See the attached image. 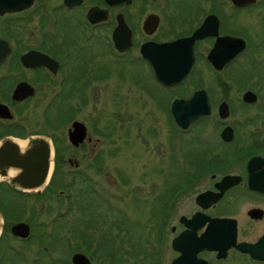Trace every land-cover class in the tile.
Returning <instances> with one entry per match:
<instances>
[{
    "label": "flooded vegetation",
    "instance_id": "af4514ba",
    "mask_svg": "<svg viewBox=\"0 0 264 264\" xmlns=\"http://www.w3.org/2000/svg\"><path fill=\"white\" fill-rule=\"evenodd\" d=\"M119 16L133 33L127 53L116 50L112 40L120 29ZM138 31L152 32L150 39H138ZM100 32L111 38L105 34L97 47L95 33ZM70 33L74 38L81 35L83 47ZM148 43L157 60L193 59L188 77L172 85L160 82L141 52ZM102 49L122 69L129 65L128 56L139 50L136 62L146 73H139L138 82L144 86L150 80L152 109L165 113L168 135H191L196 130L206 136L204 141L199 137L200 143L216 141L227 150L234 149L229 152L231 157L219 162L221 170L205 166L173 191L145 233L146 246L141 244V250L132 252L129 263L123 260V264H264V84L260 81L264 78V0H0V200L9 202L5 196L12 199L22 193L44 204V199H53L58 191L59 201L66 203L62 198L68 197L70 184L85 177L77 172L66 177L61 167L66 162L79 171L76 157L82 149H89L85 157L95 171L102 153L96 151L90 129L79 115L93 105L98 82L95 62L105 57L99 53ZM200 90L207 95L213 113L181 130L172 116L174 102L187 100ZM76 97L81 103L56 127L61 132L71 123L64 136L58 139L39 131L46 128L41 122L34 126L33 113L38 107L45 112L63 111L61 106ZM151 97L146 99L148 105ZM75 122L86 127V137L78 145L70 137ZM226 129L232 134L230 140L223 136ZM147 133L157 138L164 135L155 127ZM44 138L55 149L54 173L40 192H23L13 181L22 171L7 160L17 153L25 155ZM225 177L233 179L219 196L218 185ZM91 191L100 198L97 190ZM205 192L211 194L205 197ZM182 197L189 199L186 212L178 209ZM60 207L59 217H64ZM11 208L8 203L0 206V252L8 233L29 244L38 240L31 223H27L31 233L26 239L14 236L15 224L7 230ZM79 248L78 244L67 251L66 256H71L66 264H72L73 254L83 251ZM11 249L6 251L11 254ZM109 250L104 248L98 261H104ZM45 251L50 249L45 247ZM144 251L146 262L140 258ZM1 257L5 255L0 253ZM88 259L94 264L93 258Z\"/></svg>",
    "mask_w": 264,
    "mask_h": 264
},
{
    "label": "rangeland",
    "instance_id": "374dc122",
    "mask_svg": "<svg viewBox=\"0 0 264 264\" xmlns=\"http://www.w3.org/2000/svg\"><path fill=\"white\" fill-rule=\"evenodd\" d=\"M151 10L153 8L147 11ZM135 11L133 9L131 12ZM95 34L94 45L97 47L101 45L99 40H105V34L111 38L109 33ZM74 35L70 33L72 39H80L79 45L83 47L81 35L79 38L77 35L74 38ZM136 35L140 40L151 37L142 31L136 32ZM59 36L61 38L62 33ZM138 51L128 56L129 65L133 64L134 67L127 65L123 69L114 62L115 57L103 49L99 51L105 59L95 62L94 75L98 82L94 102L92 107L79 115V119L90 129L96 151L102 155L96 163L95 171L90 169V160L85 157L88 148L77 153L79 171L66 162L61 167L66 177L70 178L66 174L74 172L79 173L81 178L85 177L80 182L70 184L66 190L68 197L62 198L67 202L59 201L61 198L58 191L53 199L50 195L51 198L44 199V204L40 203L39 198L29 199L19 193L15 199L5 196L9 202L0 200V206L6 207L8 203L12 207L8 214L13 221L7 223L10 226L19 222L31 223L34 225V238L38 239L29 244L13 239L8 233L6 243L2 242L0 253L5 258H0V264H66L67 251L78 244L79 249L83 250L81 253L87 258H93L94 264H123V260L129 263L132 252L141 250V244L146 246L145 233L156 222L158 209L167 202L173 191L205 166L218 172L221 170L219 162L233 155L229 153L233 148L227 150L220 143L216 144V141L200 143L199 137L202 136L196 130L191 135L176 134L172 137L167 134L169 127L165 113L161 108L152 109L154 101L150 94L154 88L150 80L144 86L138 82L139 73L144 72V76L146 73L142 66L137 65L136 61L140 58ZM260 81L264 84L263 77ZM148 97H151L149 105L146 102ZM80 103V97L68 100L61 106L63 111L59 112L54 109L45 112L38 107L33 113L34 126H39L41 122L42 127L46 128H38L39 131L59 139L66 134L71 123L61 132L56 127ZM152 127L163 130L164 135L157 138L147 133ZM205 138L203 136L202 140ZM97 139L101 141L97 143ZM92 189L100 193L99 199L92 193ZM96 199L99 203L95 202ZM180 200L178 209L186 212L189 199L182 197ZM59 205L63 207L64 217H59ZM125 242L127 244L123 245ZM89 246L91 251L88 250ZM7 247H12L11 254L6 251ZM45 247L50 251H45ZM104 248L112 250L100 262L97 257H100ZM47 253H52V256ZM140 258L146 262L145 251Z\"/></svg>",
    "mask_w": 264,
    "mask_h": 264
},
{
    "label": "water",
    "instance_id": "95a60500",
    "mask_svg": "<svg viewBox=\"0 0 264 264\" xmlns=\"http://www.w3.org/2000/svg\"><path fill=\"white\" fill-rule=\"evenodd\" d=\"M126 1V0H124ZM129 1V0H128ZM120 29L114 32L113 41L116 49L120 52H127L133 44V33L123 23V17L119 16ZM148 34L152 32L148 31ZM177 46L181 45L176 44ZM175 45V47H176ZM152 44L148 43L143 46L142 54L147 61L152 65L154 72L160 82L165 84H177L184 80L191 73L194 66V60H188L186 57L174 58L172 60H157L152 52H149ZM7 54V53H5ZM210 102L207 95L201 90L196 92L187 100L175 101L172 114L176 124L181 130H187L200 120L208 118L212 115ZM74 132H71V140L75 141L76 145L86 137V127L84 124L75 123ZM226 135V133L224 134ZM53 146L44 139H39L38 143L30 148L25 155H15V158H10V165L20 169L22 172L14 181L19 187L25 190L35 191L42 189L50 179L51 169L54 168V150ZM53 170V169H52ZM230 178H225L220 183L221 191H226V185ZM264 192V190H261ZM206 194V193H205ZM207 195V194H206ZM14 235L27 238L30 233V227L27 224L20 223L13 227ZM73 264H91L89 259L83 254H76L73 257Z\"/></svg>",
    "mask_w": 264,
    "mask_h": 264
},
{
    "label": "trees",
    "instance_id": "16d2710c",
    "mask_svg": "<svg viewBox=\"0 0 264 264\" xmlns=\"http://www.w3.org/2000/svg\"><path fill=\"white\" fill-rule=\"evenodd\" d=\"M8 225H10V223H8ZM113 255H115V254L113 253Z\"/></svg>",
    "mask_w": 264,
    "mask_h": 264
}]
</instances>
